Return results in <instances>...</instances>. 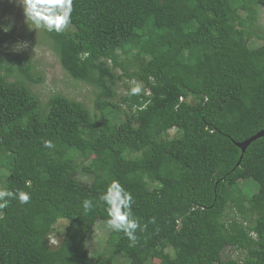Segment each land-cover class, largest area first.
Here are the masks:
<instances>
[{
    "label": "trees",
    "instance_id": "trees-1",
    "mask_svg": "<svg viewBox=\"0 0 264 264\" xmlns=\"http://www.w3.org/2000/svg\"><path fill=\"white\" fill-rule=\"evenodd\" d=\"M244 1L73 0L68 28L43 39L65 75L94 91L98 114L56 91L43 103L31 89L41 77L8 62L0 37V188L31 193L0 210V264H119L87 248L112 180L145 226L134 246L110 230L112 253L132 264H264V134L243 153L236 144L264 129V42L249 46ZM13 65L21 77L10 80ZM124 77L142 91L129 86L115 103ZM247 179L255 192L239 187ZM84 199L96 205L87 214ZM227 247L242 258H223Z\"/></svg>",
    "mask_w": 264,
    "mask_h": 264
},
{
    "label": "rangeland",
    "instance_id": "rangeland-1",
    "mask_svg": "<svg viewBox=\"0 0 264 264\" xmlns=\"http://www.w3.org/2000/svg\"><path fill=\"white\" fill-rule=\"evenodd\" d=\"M241 5L244 6V9L239 8V14L245 18L246 23L247 21L251 22V25H249L251 33L249 46L258 47L264 42V7L249 0H245ZM0 37L4 38V46L12 51V58L6 57L8 62H12L13 59H21L22 67H25L27 62H30L33 65L32 74L34 77H41V82L32 83L31 89L38 95L43 103L46 102L49 95L56 91L71 99L82 102L92 112H96L97 114L100 112L99 109L95 107L94 91L83 83L70 80L65 75L57 56L43 39V31L35 30L34 26L25 20L22 9L15 3V0H0ZM17 42H27L28 47L16 51L22 48V45L16 44ZM120 58L124 63L131 66V69H134L132 65L136 60L131 53H121ZM13 67L14 71L9 77L10 80L21 77L20 72L17 70V66L13 65ZM118 73H121L120 69L116 70V74ZM136 83L138 82L135 80H128V78L125 77L122 80H118L114 86L117 96L111 100L118 103L122 95H125L127 88ZM121 107H123V105H121ZM107 110L106 108L104 111ZM120 118L122 117L120 116ZM170 134H173V130L170 131ZM78 177L89 181L92 178L91 175H86L81 172L78 174ZM239 187H246L249 192H255L257 190V183L252 179H247L243 182H239ZM226 213L228 218L235 217L234 209L227 208ZM237 215L240 216V214ZM66 224L65 220H60L54 226L59 231L63 232ZM110 230L111 229L107 227L105 221L99 220L95 223L87 243L90 258L95 259L97 257L112 256V259L119 264H132L127 258L112 253L110 246L106 244V238ZM48 239V245L54 247L59 243L60 236H57L55 231H53ZM172 256V250L169 248L166 249L165 258H170ZM222 257L241 259L242 254L239 253V251L227 247ZM153 261L159 263L158 259H154Z\"/></svg>",
    "mask_w": 264,
    "mask_h": 264
},
{
    "label": "clouds",
    "instance_id": "clouds-1",
    "mask_svg": "<svg viewBox=\"0 0 264 264\" xmlns=\"http://www.w3.org/2000/svg\"><path fill=\"white\" fill-rule=\"evenodd\" d=\"M15 3L22 9L25 20L30 22L35 30L59 34L71 24L73 0H15ZM16 44L22 45V48L16 51L28 47L27 42H17ZM141 91V85L136 83L130 87L127 95L136 96ZM44 147L52 148L54 145L51 140H45ZM30 199V192L0 188V210L7 208L10 200H16L20 205H26ZM96 203L105 206L108 217L106 220L107 227L115 233H122L130 241V246H134L137 241V230L143 231L145 226H142L133 217L132 205L135 201L131 192L118 180H112L99 195ZM95 206L90 199L82 201L85 214L89 213Z\"/></svg>",
    "mask_w": 264,
    "mask_h": 264
},
{
    "label": "water",
    "instance_id": "water-1",
    "mask_svg": "<svg viewBox=\"0 0 264 264\" xmlns=\"http://www.w3.org/2000/svg\"><path fill=\"white\" fill-rule=\"evenodd\" d=\"M264 134V129L258 131L256 134L253 136L249 137L248 139H245L242 142H236V144L241 148L242 153L245 150V147L254 139L258 138L259 136H262Z\"/></svg>",
    "mask_w": 264,
    "mask_h": 264
}]
</instances>
